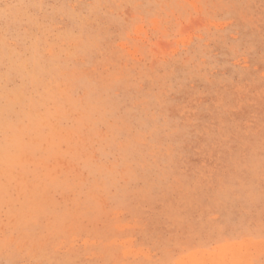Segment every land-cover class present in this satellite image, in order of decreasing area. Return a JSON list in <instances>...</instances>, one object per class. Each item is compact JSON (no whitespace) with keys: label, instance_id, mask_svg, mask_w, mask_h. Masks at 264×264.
<instances>
[{"label":"rangeland","instance_id":"rangeland-1","mask_svg":"<svg viewBox=\"0 0 264 264\" xmlns=\"http://www.w3.org/2000/svg\"><path fill=\"white\" fill-rule=\"evenodd\" d=\"M0 264H264V0H0Z\"/></svg>","mask_w":264,"mask_h":264}]
</instances>
